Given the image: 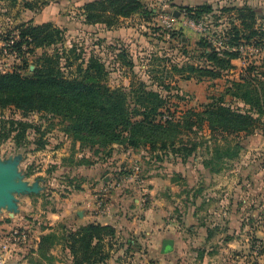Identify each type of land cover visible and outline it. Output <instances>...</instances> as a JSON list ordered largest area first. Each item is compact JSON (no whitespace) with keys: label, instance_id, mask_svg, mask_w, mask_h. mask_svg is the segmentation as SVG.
<instances>
[{"label":"rangeland","instance_id":"374dc122","mask_svg":"<svg viewBox=\"0 0 264 264\" xmlns=\"http://www.w3.org/2000/svg\"><path fill=\"white\" fill-rule=\"evenodd\" d=\"M93 1L97 0H0V74H31L37 59L45 54L58 58L65 77L81 79L86 77L90 60L96 59L104 66V84L109 88L128 91L142 86L158 92L165 100L167 112L163 110V117L181 120L188 112L202 113L248 68L264 72V37L252 34L264 27V19L255 18V24L246 27L253 23L247 11L240 17L235 12H224L250 9L264 17V0H214L210 4L142 0L151 13L119 19L118 25L109 29L102 24L85 23L81 8ZM27 4L34 9H27ZM202 5H209L213 14L194 23L185 9ZM42 24L61 30L63 41L50 47H31L32 54L22 47L25 58H21L13 46L21 27ZM233 27L240 31L237 49L225 45V36L228 34L232 39L235 35ZM203 41L206 47L199 48L198 43ZM212 49L218 54L236 50L240 58L231 62L234 69L223 73L220 79L182 70L190 65L206 67L208 62L201 53L210 54ZM224 99L230 103V98ZM231 106L248 109L240 102H232ZM15 122L31 124L39 133L27 129L24 138L15 140ZM193 125V132H184L181 139L188 147L196 145L193 156L201 157L203 163L213 159L214 149L224 152L235 144L241 148L237 158L224 160L219 191L223 196L225 187L233 186L236 250H225L219 244L221 240L227 241V224L223 220L205 246L207 256L198 253L199 242L195 239L193 247L181 244V253H176L173 263L264 264V116L255 121L249 134H213L204 122ZM253 137L259 141L255 150L249 147ZM38 139L44 144L39 150L35 144ZM176 160L185 161L173 154L170 147L166 150L148 145L136 149L118 144L107 149L90 147L67 137L59 120L40 115L23 117L14 108L0 107V264H72L65 248L64 230L76 232L89 225L108 226L103 224L105 215H112L114 208L106 204L105 197L122 198L130 194L133 202L135 194L140 207L130 203L131 210L126 206L118 210L124 219L130 214L135 218L149 203L148 193L140 196L139 187L147 188L146 181L155 175L154 171L165 169L167 163ZM135 166L139 168L138 178L132 175ZM180 203L179 199L174 201L166 217L173 222L170 234H179L184 243L198 230L183 224L184 209ZM213 209L203 207L202 219L206 211ZM111 228L116 236L115 228ZM113 239L104 238V252L108 245L113 249L110 244ZM145 251L131 249L120 264H154L153 255Z\"/></svg>","mask_w":264,"mask_h":264},{"label":"trees","instance_id":"16d2710c","mask_svg":"<svg viewBox=\"0 0 264 264\" xmlns=\"http://www.w3.org/2000/svg\"><path fill=\"white\" fill-rule=\"evenodd\" d=\"M42 4L47 5L46 2ZM26 8L31 11L34 9L28 4ZM81 10L86 24H102L108 29L115 28L119 19L151 13L147 12L142 0H97L84 5ZM246 11L249 13V20L253 21L246 27L254 25L255 18L264 19L263 15L250 9H225L224 12H235L240 17ZM185 12L194 23L213 14L209 5L185 9ZM241 24L244 22L241 21ZM234 30L232 39L228 34V37L225 36L228 39L225 45L237 49L241 37L238 36L240 31L236 28ZM258 30V33L253 31L252 34L264 37V27ZM62 41V31L51 24L26 25L21 27L18 41L13 46L18 50L19 56L25 58L22 47L27 48L28 54H32L31 47H50ZM205 44L207 43L203 41L197 46L205 48ZM201 57L208 62L206 67L190 65L179 69L220 79L223 73L234 69L231 62L238 60L240 55L236 50H224L221 54L213 50L206 55L202 52ZM57 59L44 54L37 59L35 70L31 74H0V107L14 108L23 117L40 115L42 118L59 120L67 137L90 147L107 149L114 144L131 149L142 145L153 149L159 146L161 150L170 147L173 154L186 160L193 156L196 145L188 147L181 138L184 132H193L191 130L194 123H206L213 134L220 132L222 135L233 136L251 133L255 121L264 116V72H254L251 68L237 81L229 83L224 94L208 104L202 113L188 112L181 120H176L163 117L165 100L158 92L148 91L142 86L128 91L109 88L104 84V66L98 60H90L85 71L86 77L77 79L65 77ZM225 97L230 98L229 104L225 103ZM232 102H240L248 109L243 111L232 107ZM13 125L17 127L15 140L24 138L27 129H32L35 134L39 133L38 128L28 123L15 122ZM35 144L37 150L44 146L41 139ZM240 149L238 144L227 147L224 152L214 149L213 159L204 163V166L213 174L219 173L224 160L237 158ZM64 231L65 248L72 264H106L109 260L111 248L108 245V250L104 252L103 242L104 238L111 240L115 237V231L111 227L89 225L76 232Z\"/></svg>","mask_w":264,"mask_h":264},{"label":"crops","instance_id":"0c3cea01","mask_svg":"<svg viewBox=\"0 0 264 264\" xmlns=\"http://www.w3.org/2000/svg\"><path fill=\"white\" fill-rule=\"evenodd\" d=\"M189 1H201L203 4L204 2L210 4L214 0ZM258 144L259 141L256 137L251 138L249 141V147L252 150L254 145ZM166 166L165 169L154 171L153 174L155 175L148 178V181H146L148 190L142 186L139 187L140 196L148 193L149 203L147 208L138 211L135 218H132V214H130L124 219L122 218L123 215L118 212L122 209V206H126L128 210H131L133 206L131 207L130 203H134L135 207H140V199L135 194L133 202L130 201V194H128V197L122 198L114 196L108 199L105 197L106 204H110L114 208V213L110 216L105 215V223L103 222V224L116 230V236L110 243L113 249L110 251V258L106 264H120L128 251L133 249L140 252L142 248L146 250L145 252L149 256L153 255L154 264H174L176 253H181V244L188 245L189 248L190 245L193 247L195 246L193 243L195 239L199 242L200 249L198 253L207 256L209 253L205 251V246L213 239L215 231L221 228L220 224L223 220L227 224V241L221 240L219 244H223L225 250H236L233 243L237 241L238 234L236 233L237 213L231 201L233 186L225 187V195H219L221 173H211L204 166L202 158L195 155L180 163L179 160H176V163L173 164L167 163ZM136 190L138 191V188ZM124 198L127 200L124 201ZM178 199L181 200L180 205L184 209L183 224L186 227L193 226L198 230L197 234L191 235L184 243H181L183 237H180L179 234H170L169 231H173V222L166 217L169 206L173 205L174 201H178ZM88 204L90 206L91 203ZM203 207L214 208L213 211H206L204 219L201 217ZM88 208V206H84L85 210H88ZM165 239L173 240L174 247L170 253L161 254V243ZM135 241L138 242V246H136ZM140 247L142 248L139 249Z\"/></svg>","mask_w":264,"mask_h":264},{"label":"water","instance_id":"95a60500","mask_svg":"<svg viewBox=\"0 0 264 264\" xmlns=\"http://www.w3.org/2000/svg\"><path fill=\"white\" fill-rule=\"evenodd\" d=\"M33 69V68H32ZM174 243L171 239H165L161 243V254H167L170 253L173 250Z\"/></svg>","mask_w":264,"mask_h":264},{"label":"built area","instance_id":"2783aa9c","mask_svg":"<svg viewBox=\"0 0 264 264\" xmlns=\"http://www.w3.org/2000/svg\"><path fill=\"white\" fill-rule=\"evenodd\" d=\"M132 171H133V174L132 175L134 176V178H138L139 168L135 166V167H133V170ZM142 196H144V195H142ZM141 201L144 202L143 199Z\"/></svg>","mask_w":264,"mask_h":264}]
</instances>
